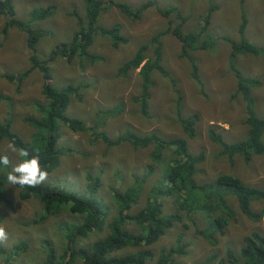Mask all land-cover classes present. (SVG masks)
Returning a JSON list of instances; mask_svg holds the SVG:
<instances>
[{
    "label": "rangeland",
    "instance_id": "rangeland-1",
    "mask_svg": "<svg viewBox=\"0 0 264 264\" xmlns=\"http://www.w3.org/2000/svg\"><path fill=\"white\" fill-rule=\"evenodd\" d=\"M118 4H125L130 9L138 5H147L141 13L140 19L131 21L114 6L104 0L103 10L100 12L96 27L108 29L119 27V32L127 38L125 44L113 47L108 36L98 30L88 34L90 46L87 51L96 56L94 63H88L79 57L69 61L56 57L46 63L49 86L61 89L71 86L77 92L68 97L65 114L77 118L92 127L94 133H104L113 140L129 130L138 136L155 134L162 139L182 138L187 142L188 153L200 155L201 161L196 165V181L213 179L217 174L225 173L238 177L250 187L264 190V154L252 155L250 161L244 164L242 158L234 156L230 165L224 156H218L217 146L207 136V129L212 128L220 133L227 143H237L245 139L248 128L244 122L245 115L241 99L235 95V78L228 69L229 45L222 37L237 41L239 34L249 43L264 47V0H113ZM54 6L53 13L42 21H30L29 27L40 32L35 45L38 59L45 60L51 50L67 45L78 32H87L83 20L81 0H13L14 16L19 21H26L28 12L33 7ZM175 7L185 18L181 26L184 32H197L202 26V18L206 15L209 5L214 10L210 15L206 34L209 38H216L212 51H196L188 57L195 61L198 79L202 84L200 89L190 77V67L187 60L180 58L179 42L169 33L160 38L161 65L176 81L180 92V113L182 117L197 115L192 138H187L182 127L174 116L175 94L168 77L158 73L151 75L152 89H148L150 99L146 101L148 116L140 114L138 104L133 98L140 93V81L137 70L122 77L117 74L119 68L129 60L140 47L145 45L150 37L163 33L166 28H173L178 21L173 17H162L154 9ZM39 9V8H38ZM73 14L82 20V27L74 19ZM245 20L240 32L242 19ZM4 18L0 16V30ZM28 50L25 47V34L10 29L4 39L0 33V122L11 120V130L20 141L28 140L31 128L25 119H37L39 114L35 104H44L41 95V85L45 80L41 72L34 71L19 82H9L6 76L17 74L28 66ZM151 49L146 48L144 56L149 57ZM235 67L244 77L255 78L259 86L251 88L254 114L264 118V56H252L238 53L234 62ZM169 76V77H170ZM101 123H99L98 121ZM60 138L57 146L66 149L59 164L50 173L44 185L56 186L77 196L84 194L87 183L85 176L91 180L99 177L93 196L102 198L107 204L110 201V188L131 183V174L144 176L149 164L148 148L134 149L128 143H119L115 147L105 148L99 139L91 142L92 136L82 133L73 134L59 124ZM264 139V135L262 136ZM122 138V136H121ZM9 143L0 141V154H7L12 165L21 161L18 151H9ZM172 157V152L167 157ZM7 168H0V175L4 179L7 199L11 204H0V225L6 228L8 240L0 243V264H42L46 260V249L43 240L58 255L64 248L65 238L61 232L62 224H79L82 218L72 215L66 210L49 215L40 221L43 213L41 205L34 199L20 200L17 189L9 185L6 180ZM165 169V161L154 168L149 180L144 183L141 199L132 206L129 214H134L141 208L154 182L159 183L160 174ZM235 216L229 221L225 233L218 238L217 245L212 247L202 237L194 234L192 228L182 229L179 224L174 230L163 236L154 246L167 249L174 241L175 234L180 229L184 238L189 242L188 253L180 260V264H216L223 259L224 250L230 249L238 254L243 236L255 231L264 235V217L258 222L249 221L241 215L235 201L227 197ZM169 206L170 203H169ZM253 211L260 212L264 208V200L251 205ZM264 215V211L262 212ZM112 214L106 218L108 221ZM200 212L195 219L198 221ZM132 231L137 229L127 225ZM104 233H91L85 237L75 239L74 248H86ZM17 243L25 250L10 256V248ZM117 252L116 254H120ZM211 256L215 258L211 259ZM52 264H56L52 261ZM74 264H80L75 261Z\"/></svg>",
    "mask_w": 264,
    "mask_h": 264
},
{
    "label": "trees",
    "instance_id": "trees-1",
    "mask_svg": "<svg viewBox=\"0 0 264 264\" xmlns=\"http://www.w3.org/2000/svg\"><path fill=\"white\" fill-rule=\"evenodd\" d=\"M108 1L111 5L106 4L105 6H114L131 21L140 19V15L146 6L153 4L147 2L145 5H138L130 9L125 4H118L113 0ZM211 1L209 0V2ZM81 3L87 32L76 33L79 36L77 39L75 35L67 45L51 50L45 60H40L36 56L35 48L40 32L30 28L29 23L30 21L47 19L53 13L54 6L33 7L28 12L27 20L21 22L14 16L13 0H0V16L4 18L0 30L2 39L12 28L23 32L25 34V47L29 52L27 60L29 66L21 73H17L15 76H6L5 79L9 82H19L34 70L41 72L45 79L41 87V94L45 102L33 106L39 116L37 119H25L31 128L28 140L20 141L19 136L11 130V120L6 119L0 122V141L5 140L9 144H14L18 155L20 149L28 151V158L32 155H38L41 166L50 173L58 166L60 158L67 151L57 146V141L60 138L58 126L61 124L73 134L82 133L92 136L91 142L99 139L105 148L115 147L119 143H128L134 149L150 147L149 164L146 165L148 169L144 176L131 174V183L128 186L125 185L123 189L119 187L110 188L112 205L107 204L102 198L93 196L98 184V176L94 177V180H91L90 175L85 176L87 183L84 194L80 196L56 186L44 184L36 188L14 186L18 191L20 200L34 199L41 205L43 213L39 216L40 221L45 220L49 215L64 210L82 218V222L79 224L61 225L65 243L58 255H55L48 242L43 240L47 256L42 264H52V261H55L56 264H74L75 261L80 264H180L176 261V257H179L180 260L183 259L188 253L189 247V242L184 238L181 229L177 231L173 243L167 249L154 250V246H157L161 237L169 235L177 224L183 230L191 227L194 234L202 237L210 246H216L218 238L225 233L229 221H232L235 216L227 197L235 201L241 215L249 221L258 222L261 216L264 217L262 214L264 208L257 212L252 210L251 205L264 200V190L250 187L238 177L225 173L217 174L209 181H196V165L200 163L201 156L188 153L185 139H162L155 134L138 136L127 129L123 135L110 140L104 133H94L92 127L87 123L77 118L68 117L64 113L68 104V97L77 92V89L71 86L61 89L51 88L46 83L48 77L46 63L58 56L65 58L66 61L73 57H79L88 63H94L97 57L87 51L90 46L88 34L94 30L108 36L113 47L127 42V38L120 34L118 26L108 29L96 27L97 18L104 7V0H81ZM154 9L160 16L164 18L173 17L178 23L173 28L168 27L163 33H157L150 37L149 41L140 46L133 56L119 68L117 74L124 77L129 72L137 70L140 93L137 98L133 99L137 102L140 115L143 117L148 116L146 101L150 99L148 89L153 87L151 75L158 73L168 77L175 94L174 116L176 122L181 125L183 133L189 139L193 137L197 115L181 116V95L176 87V81L161 65L160 38L169 33L179 42L180 52L178 56L187 60L190 67V77L201 89L202 84L198 79L195 61L188 57V54L201 50L209 52L215 47L216 38H209L206 34L209 18L214 8L209 5L206 15L202 18L203 24L197 32L182 31L180 25H183L186 20L175 7L159 8L154 5ZM73 16L79 30H81V18L75 14ZM241 19L240 32L245 23V20ZM222 39L228 43L230 48L228 69L235 78V95L240 96L242 101L244 122L248 131L245 139L237 143L225 142L221 134L216 133L212 128L207 129V136L217 146V155L226 157L230 165L236 155L242 158L244 164H247L252 155L264 154V139L262 137L264 135V118L256 117L253 110L251 88L258 87L259 81L255 78L242 76L234 62L238 53L264 56V47H257L249 43L242 33L239 34L237 41L226 37H222ZM146 48L151 49V55L145 58L144 51ZM168 152H172V157H167ZM19 158L20 160L24 159L20 156ZM163 161H165V169L160 174V184L154 182L144 205L134 214H129L128 210L142 197L144 183L149 180L154 168ZM4 167L0 165V168ZM9 171L7 169V174ZM0 204L11 207L1 175ZM198 212H200V218L197 221L195 216ZM111 214V218L106 221L108 215ZM1 216L0 222L2 221ZM127 225H133L137 231L132 232ZM91 233L104 234L96 238L86 248H74L72 246L76 238L85 237ZM24 250L23 245L17 243L10 248V256H15L18 251L23 252ZM117 252L121 253L116 254ZM213 258L215 256H211L210 260ZM216 264H264V235L255 231L249 232L243 236L238 254L226 249L223 259L218 260Z\"/></svg>",
    "mask_w": 264,
    "mask_h": 264
},
{
    "label": "clouds",
    "instance_id": "clouds-1",
    "mask_svg": "<svg viewBox=\"0 0 264 264\" xmlns=\"http://www.w3.org/2000/svg\"><path fill=\"white\" fill-rule=\"evenodd\" d=\"M15 75L16 74L12 76ZM46 83L49 84L48 80H46ZM7 148L9 151L16 152V147L14 144H9ZM19 156L24 157V159L12 165V162L10 161L9 156L7 154L0 155V165L5 167L11 165V170L8 172L6 176V180L9 185L12 186L18 185L21 188L24 187L36 188L48 179V172L41 166L40 157L38 155H32L30 158H28L29 157L28 151L26 149H20ZM7 240H8V232L6 231V228L4 226L0 225V243H5L7 242ZM194 263H201V262H194Z\"/></svg>",
    "mask_w": 264,
    "mask_h": 264
}]
</instances>
